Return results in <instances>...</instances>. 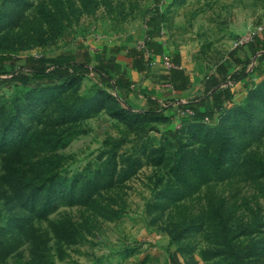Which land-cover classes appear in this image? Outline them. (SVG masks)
I'll use <instances>...</instances> for the list:
<instances>
[{"label":"rangeland","instance_id":"obj_1","mask_svg":"<svg viewBox=\"0 0 264 264\" xmlns=\"http://www.w3.org/2000/svg\"><path fill=\"white\" fill-rule=\"evenodd\" d=\"M158 12L164 19L159 39L166 54L145 52L148 73L138 72L139 77L131 79L135 86L127 97L116 89L98 96L101 91L89 76L76 89L0 84V114L14 97L22 99L21 121L11 125L8 133L0 122V264H169L175 250L181 261L192 254L202 255L209 264L221 260L208 252L211 244L206 240L207 217L200 198L204 189L176 202L184 192H164L172 184L168 169L149 163L150 157L159 156L151 149L164 142L167 130L177 132L188 145L208 136L210 130L199 127L193 134L174 104L165 111L164 120L135 118L133 113L144 106V90L159 87L164 95H175L164 79L169 69L165 60L175 51L200 88L204 75L264 26V0H0V53L54 57L74 50L83 39L98 58L111 56L112 48L119 46L116 67L123 71L133 64L123 52L141 50L147 20ZM240 52L248 54L246 48ZM261 82L251 79L248 86L254 89ZM249 99V94L238 96L236 104ZM222 116L205 124L215 126ZM232 118L230 114L223 121L226 129ZM244 126L241 123L233 130V146L243 156L248 145L238 136L249 134L264 151V125L256 136ZM119 140L120 145L113 146ZM112 148L117 149L119 165L111 177ZM178 148L176 139L166 142V157L174 156ZM133 158L140 163L134 164ZM18 165L37 180L53 171L60 173L49 191L37 192L40 202L54 201L47 217L36 214L33 222L25 221L27 209L21 201L25 188L14 189L10 182ZM89 178L93 183L83 190ZM71 182L77 183L73 193L68 188ZM224 193L230 198L227 215L232 223L238 226L243 220L256 230L252 236L263 237L264 199L256 195L255 187L234 182ZM88 195L100 204H113L123 214L111 220L95 213L82 203ZM187 216L192 221L183 229ZM71 219L85 226L84 235L60 227L63 220ZM246 264H264V248Z\"/></svg>","mask_w":264,"mask_h":264},{"label":"trees","instance_id":"obj_2","mask_svg":"<svg viewBox=\"0 0 264 264\" xmlns=\"http://www.w3.org/2000/svg\"><path fill=\"white\" fill-rule=\"evenodd\" d=\"M163 21L161 13L152 15L146 23V46L141 50L135 48L123 52L132 58L133 67L136 70L147 71L143 64L146 51L154 55L164 54V45L157 40L163 27ZM243 48L247 49L246 56L240 52ZM121 51L119 46H114L111 56L102 55L98 58L85 44V40L80 39L74 50L65 51L54 57L14 56L0 53V84L15 83L34 90L53 87L76 89L83 78L89 76L93 78L101 91L98 96L102 95L104 91L109 92L116 89L120 90L123 97H127L130 88H132L131 75L126 70L120 71L116 67V55ZM170 60L174 66L168 69L164 77L165 83H170L175 94H180L188 100L183 102L182 99L171 98V100L161 101L156 97L144 94L146 100L141 112H135L133 115L137 116L135 118L142 116L145 119L164 120L166 118L165 111L176 100L179 110H192L191 114L182 116L184 126L189 125L193 134L196 133L195 128L199 127L208 128L210 131L208 136L205 134L204 138L198 137L193 144L188 145L183 143L177 132L167 130L163 137L164 142L151 149V152L158 153L159 156H147L150 157L149 163L154 166L165 165L168 169V173L172 177V184L165 186L164 192H172V190H174V194L184 192L176 198V202L190 199L194 193L200 195L204 189L200 198L202 214L207 217V219L205 218L208 228L206 240L211 244L208 252H211L213 257L221 259L218 261L219 264H246L248 258L255 256L264 248L261 245L264 236L261 238L252 236L256 230L251 229V224L249 225L243 220L239 222L238 226L232 223L227 215L230 198L224 192L225 189H230L234 182H249L257 190L256 195L264 199V151L260 146H255V140L249 134L238 136L240 140H246L248 145L243 156H241L239 148L234 147L232 142L233 135H235L233 130L237 129L241 123H244L245 130L254 136L259 133L261 125H264V116L260 118L264 115V30L253 33L242 46L238 45L231 49L226 61L220 62L214 70L204 75L200 88H196L192 77L182 67V57L179 52H174ZM251 79H261L262 82L259 87L253 89L248 86V81ZM245 94H249L250 101L246 104H236V98ZM123 100L125 101V98ZM21 101L22 99L16 96L12 99L9 108L2 110L0 122L3 124L4 133L12 130L11 125L21 121ZM230 114H233L232 122L226 129L223 121H226ZM221 115H223V121L219 124L215 126L205 124L206 120L213 122ZM71 137L72 134L67 142ZM172 139L177 140L179 148L174 156L167 158L166 142ZM121 140L112 145L119 146ZM132 161L136 165L140 163L139 158H133ZM108 164L112 177L119 165L116 148L110 150ZM13 173L14 179H11L10 182L14 189L25 188L21 199L27 209L24 216L27 217L25 221L32 220L33 222L36 214L40 217L50 215L53 211H51V205L54 201L47 199L40 202L37 192L43 188L48 190L47 187H51L54 182L59 180L60 173L53 171L43 180L41 178L37 180L27 174L20 165L16 166ZM92 179L89 178V182H83V190L91 186ZM3 183L4 180L1 179V185ZM219 184H223V188L219 189ZM68 188L70 193H73L77 189V183L71 182ZM88 196L84 197L82 203H85L95 213L111 220L117 219L123 214V210L116 208L113 204L103 205L95 198ZM183 221L185 226L183 229L187 226L190 227V225L186 226V223L192 219L188 220L187 216ZM60 227L77 236L78 234L84 235L85 226L72 221V219L63 220ZM262 231L264 232L261 229ZM169 233L171 235V232ZM171 237L174 236L171 235ZM185 258V261H181L180 252L175 250L169 261L170 264L191 262L196 264L199 259H204L200 254L199 256L192 254Z\"/></svg>","mask_w":264,"mask_h":264},{"label":"crops","instance_id":"obj_3","mask_svg":"<svg viewBox=\"0 0 264 264\" xmlns=\"http://www.w3.org/2000/svg\"><path fill=\"white\" fill-rule=\"evenodd\" d=\"M161 36V34L157 37V40L159 41V42H161L160 41V39H159V37ZM164 49H165V47H164ZM176 52V51H175ZM165 54H166V50H165V52H164V54L163 55H159V54H155V56H165ZM182 67L184 68V66L182 65ZM124 70H126L130 75H131V79H137V77H139L138 76V72H140V71H138V70H136L134 67H133V64H130V66H128V68L126 67V68H124ZM146 73H148V71H146ZM167 73H166V71H165V74L164 75H166ZM157 75V74H156ZM147 76H149V74L147 75ZM165 77V76H164ZM196 82L194 81V84H195ZM144 94H148V95H151L152 97H156V98H158L159 100H161V101H163V100H169L170 98H174V99H184L185 97H182V95H180V94H175V95H171V93L170 92H168V94H166V95H164V93H163V90H160V88L159 87H153V88H150L149 90H144L143 91V93H142V95L144 96ZM144 99V101H141L142 103H143V105L145 104V100H146V97H144L143 98ZM171 100V99H170ZM174 101L173 103H171L170 105H173L174 104V106H176L177 105V101ZM181 101H185V100H181ZM169 110V109H168ZM183 263H185V262H183ZM162 264H165V263H162ZM169 264H170V261H169ZM186 264H195V263H186ZM196 264H207L206 262H204L203 260H198V262L196 263Z\"/></svg>","mask_w":264,"mask_h":264},{"label":"built area","instance_id":"obj_4","mask_svg":"<svg viewBox=\"0 0 264 264\" xmlns=\"http://www.w3.org/2000/svg\"><path fill=\"white\" fill-rule=\"evenodd\" d=\"M262 30H264V26H260L259 27V30L257 31V32H259V31H262ZM161 33L163 34L164 33V31L162 30L161 31ZM253 35V34H252ZM251 35V36H252ZM251 36L248 38V37H246V42L251 38ZM245 42V43H246ZM146 46V43L144 42V44L142 45V46H139V48H141V49H143L144 47ZM165 64L167 65V67L168 68H170V67H172V66H174V64L171 62V60H165ZM134 84H132L131 85V87L132 88H134ZM165 86L168 88V89H171L174 93H175V90L173 89V86L170 84V83H165ZM192 113V110L191 109H185V110H179V114L181 115V116H184V115H186V114H191Z\"/></svg>","mask_w":264,"mask_h":264}]
</instances>
